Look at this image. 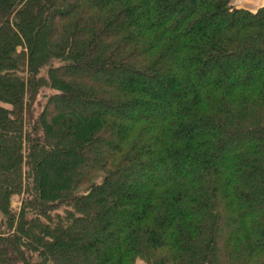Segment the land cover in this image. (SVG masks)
<instances>
[{
  "label": "trees",
  "instance_id": "16d2710c",
  "mask_svg": "<svg viewBox=\"0 0 264 264\" xmlns=\"http://www.w3.org/2000/svg\"><path fill=\"white\" fill-rule=\"evenodd\" d=\"M232 1L0 0V264H264V6Z\"/></svg>",
  "mask_w": 264,
  "mask_h": 264
},
{
  "label": "rangeland",
  "instance_id": "374dc122",
  "mask_svg": "<svg viewBox=\"0 0 264 264\" xmlns=\"http://www.w3.org/2000/svg\"><path fill=\"white\" fill-rule=\"evenodd\" d=\"M244 5V6H242ZM232 6L237 8H246L250 9L252 11H257L259 8L264 6V0H233ZM47 70L44 69L41 71V75H44ZM53 91L49 88H43L40 91L39 96L36 98L35 103L33 104L32 110V116L28 114V121L31 122V120L35 119L39 113L42 110V106L45 104L47 97L52 93ZM14 206L21 205V201L14 200ZM135 264H146L144 260L138 259Z\"/></svg>",
  "mask_w": 264,
  "mask_h": 264
},
{
  "label": "bare ground",
  "instance_id": "6f19581e",
  "mask_svg": "<svg viewBox=\"0 0 264 264\" xmlns=\"http://www.w3.org/2000/svg\"><path fill=\"white\" fill-rule=\"evenodd\" d=\"M242 6H244V5H242Z\"/></svg>",
  "mask_w": 264,
  "mask_h": 264
}]
</instances>
